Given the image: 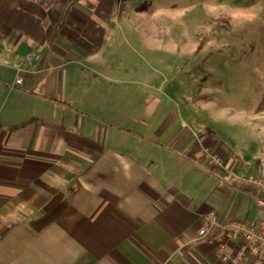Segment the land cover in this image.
Instances as JSON below:
<instances>
[{
	"label": "crops",
	"instance_id": "crops-1",
	"mask_svg": "<svg viewBox=\"0 0 264 264\" xmlns=\"http://www.w3.org/2000/svg\"><path fill=\"white\" fill-rule=\"evenodd\" d=\"M123 3L0 0V264H230L202 236L209 216L260 217L257 193L206 166L200 144L214 145L207 129L222 140L216 131L131 108L103 56ZM61 202L62 214L33 232L31 220ZM237 246L229 240L225 252Z\"/></svg>",
	"mask_w": 264,
	"mask_h": 264
},
{
	"label": "rangeland",
	"instance_id": "rangeland-1",
	"mask_svg": "<svg viewBox=\"0 0 264 264\" xmlns=\"http://www.w3.org/2000/svg\"><path fill=\"white\" fill-rule=\"evenodd\" d=\"M123 6L122 29L103 56L125 80L131 108L155 106L158 115L176 116V124L210 127L232 166L264 176V0H124ZM144 79L154 85L138 84ZM200 89L205 97L195 102L185 96Z\"/></svg>",
	"mask_w": 264,
	"mask_h": 264
},
{
	"label": "built area",
	"instance_id": "built-area-1",
	"mask_svg": "<svg viewBox=\"0 0 264 264\" xmlns=\"http://www.w3.org/2000/svg\"><path fill=\"white\" fill-rule=\"evenodd\" d=\"M33 60L34 55L29 54L26 60L15 65V68L18 71L27 70ZM22 83V78L17 76L15 84ZM183 126L191 128L186 122ZM194 134L200 139V134L197 132ZM199 151L207 167L222 170L230 183L257 193L256 204L261 213L254 223L241 219H230L220 223L216 214L212 213L206 226L201 229L202 236L206 237L210 243L216 244L223 259L230 264H264V176L257 173H243L234 166H230L221 151L213 150L203 142L200 144ZM214 228H217L216 235L212 233ZM229 240H238V246L232 254L225 252L226 243Z\"/></svg>",
	"mask_w": 264,
	"mask_h": 264
},
{
	"label": "trees",
	"instance_id": "trees-1",
	"mask_svg": "<svg viewBox=\"0 0 264 264\" xmlns=\"http://www.w3.org/2000/svg\"><path fill=\"white\" fill-rule=\"evenodd\" d=\"M206 133L208 135H210V136L212 135L211 137L213 138L214 134H213L212 130L207 129ZM213 140L215 141L214 145H212L213 150H220L222 148H225V143L222 140H220V139H218L216 137H214ZM226 149H227V147H226ZM65 203L66 202H61L57 206L53 207L51 210H48L47 212H45L44 214L40 215L39 217L34 218L33 220H31V222H30L31 230L33 232H40L46 226H48L50 223L55 221L62 214V211H63Z\"/></svg>",
	"mask_w": 264,
	"mask_h": 264
}]
</instances>
